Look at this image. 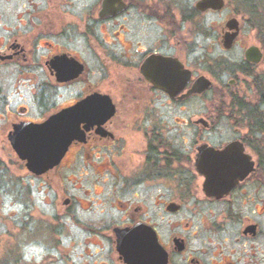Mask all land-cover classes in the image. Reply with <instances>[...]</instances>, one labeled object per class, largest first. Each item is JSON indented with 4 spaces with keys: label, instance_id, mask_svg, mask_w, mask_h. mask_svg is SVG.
Returning <instances> with one entry per match:
<instances>
[{
    "label": "flooded vegetation",
    "instance_id": "obj_1",
    "mask_svg": "<svg viewBox=\"0 0 264 264\" xmlns=\"http://www.w3.org/2000/svg\"><path fill=\"white\" fill-rule=\"evenodd\" d=\"M198 1L0 0V73L32 95L5 106L0 129L24 178L61 197L71 230L84 235L72 264H264V6L255 43L235 13L225 17L220 43L235 19L223 48L238 45L242 59L212 66L232 72L223 82L197 57L189 64L204 49L205 15L224 7ZM202 76L211 87L190 92ZM211 90L220 99L210 115L189 112ZM67 108L72 141L32 171L12 146L15 127ZM81 182L90 184L81 194H102L106 207L87 212Z\"/></svg>",
    "mask_w": 264,
    "mask_h": 264
},
{
    "label": "rangeland",
    "instance_id": "obj_2",
    "mask_svg": "<svg viewBox=\"0 0 264 264\" xmlns=\"http://www.w3.org/2000/svg\"><path fill=\"white\" fill-rule=\"evenodd\" d=\"M250 4L257 14H249L247 9ZM263 6L264 0H225L221 12L205 15L202 23L204 49L197 55H189V64H195L197 57L204 66L205 75L213 79L220 76L223 82H227L232 72L215 71L212 66L238 63L242 55L238 45L229 51L221 45L220 29L224 26V19L230 13H235L241 21L242 38L255 43ZM214 82L217 84L216 80ZM30 88L24 82H15L0 73V119L5 116L6 105L9 110L32 100ZM214 94V90L206 92L202 102L198 99L190 100L189 112L203 111L205 115H210L217 106L216 100L220 99L218 94ZM220 101L219 107L224 109L222 107L227 104V100L222 98ZM218 126L228 127L231 123L228 119H222ZM9 148L5 133L0 129V264H72L73 260H78L76 255L81 248L79 241L84 235L73 226L71 230L61 197L44 192L38 181L28 183L24 178L21 161ZM80 186L76 191L77 196H81L78 200L88 208L87 212L106 207L102 205L103 198L100 199L102 194L97 197L81 194L84 189L90 190L89 183L81 182Z\"/></svg>",
    "mask_w": 264,
    "mask_h": 264
},
{
    "label": "water",
    "instance_id": "obj_3",
    "mask_svg": "<svg viewBox=\"0 0 264 264\" xmlns=\"http://www.w3.org/2000/svg\"><path fill=\"white\" fill-rule=\"evenodd\" d=\"M223 6L224 0H199L196 4V7L200 9H220ZM225 25L228 30H234L231 33L226 32L222 37L223 47L228 49L237 34L238 23L235 19H230ZM253 50L255 51L253 48L246 50L245 55L248 60L251 59ZM211 85V80L202 76L195 80L190 92H203L208 90ZM71 112L72 110L67 108L43 124L15 127L11 138L12 146L20 159H28V167L32 171L39 172L51 166L62 156L68 144L72 141ZM55 120L57 122L60 120V125L57 129L48 132V125L53 127ZM120 243L121 241L117 239V246Z\"/></svg>",
    "mask_w": 264,
    "mask_h": 264
}]
</instances>
